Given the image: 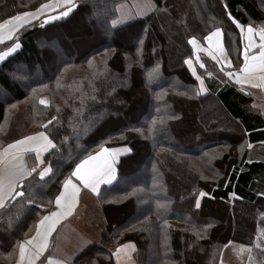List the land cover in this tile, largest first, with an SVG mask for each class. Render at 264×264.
Returning a JSON list of instances; mask_svg holds the SVG:
<instances>
[{"label": "trees", "instance_id": "trees-1", "mask_svg": "<svg viewBox=\"0 0 264 264\" xmlns=\"http://www.w3.org/2000/svg\"><path fill=\"white\" fill-rule=\"evenodd\" d=\"M47 1L0 0V22ZM151 1L148 14L112 26L127 0H77L69 16L48 24L42 16L0 44V55L12 50L0 62V149L40 131L55 145L43 158L55 174L23 181L31 204L18 197L0 209V263L13 264L19 244L54 209L69 165L101 146L130 152L95 198L104 217L99 241L67 264H114L126 241L143 264H218L227 243L256 242L264 159L240 146L243 135L264 140V121L215 63L198 70L207 83L200 94L184 61L194 55L190 39L202 45L220 28L237 69L241 40L229 14L245 26L264 21V0ZM62 38L78 43L71 50ZM252 253L264 262V253Z\"/></svg>", "mask_w": 264, "mask_h": 264}, {"label": "snow or ice", "instance_id": "snow-or-ice-1", "mask_svg": "<svg viewBox=\"0 0 264 264\" xmlns=\"http://www.w3.org/2000/svg\"><path fill=\"white\" fill-rule=\"evenodd\" d=\"M51 4L41 5L40 9H37L36 12H23L19 15H16L11 18L10 21L6 22L8 24L7 32L8 39L12 40L14 34L22 27L27 24H31L34 20H39L41 16H45L44 24H48L57 19L64 18L69 16L70 12L76 5H74L73 0H64L65 10H62L59 15H45L46 9H50ZM227 5H225V9ZM229 19L232 20L235 27L240 30L241 40L243 42L245 35H247V43L242 44V51L239 53L242 56V64L240 65L238 72L234 73L231 71V61H227L228 67L222 64L220 71L224 72L227 77L234 79L237 83L241 82V79L251 82L255 79L256 73L264 72V31L259 33V44L253 43L254 29L251 25L246 27L245 25L239 23L229 14ZM5 27L4 24H0V29ZM222 36V30L216 28L206 39L211 43H216L219 46ZM215 38V39H214ZM4 37L0 36V42H3ZM16 46L22 47V44L19 43V37H16ZM142 44L143 41L141 40ZM189 43L195 45L196 41L190 39ZM255 50V51H254ZM217 63H220V60L213 55L212 57ZM185 64H188L191 68V65L188 60H185ZM201 68L204 67L203 64L200 65ZM192 75L195 76L197 80H200V76L196 75L194 69H192ZM211 75V74H209ZM201 91H206V89L201 88ZM41 104H44L45 101L42 99ZM39 139H38V138ZM31 142V143H29ZM55 145L53 141L48 139V137L40 132L37 136H27L23 139L16 140L13 144L8 146V149H16L17 156L11 162L6 164L4 167L0 168V209L5 207L6 202L16 201L19 197L20 200H25L31 204L30 193H27V190H21L23 185V180L25 176L31 175L32 172L36 171V168L27 169L22 160V153H31L35 152V160L39 163H42L41 156L42 153L47 151L49 148H54ZM7 151V150H6ZM129 152L130 149H110L107 147H100V150L95 154L88 153L84 158L80 159L78 163L69 165L72 170L69 175L66 176L62 182V189L59 191V194L55 197V203L59 213H51V216H45L43 220L40 221L43 225V229H37V238L39 240L38 245L35 247L38 248V254L42 253L47 247L48 236L51 234L53 227L57 220L65 214H69L75 205L78 202V195L80 188L90 189L92 193L99 194L100 186L106 183H111L112 180L116 178V155L120 152ZM47 173L52 172L51 166L45 167L40 171L39 175L43 178ZM205 195L201 193V196ZM19 202V201H17ZM195 207L198 209L200 207V201L197 200ZM47 222V223H46ZM34 238V239H37ZM26 244L32 245L33 241L28 240ZM124 247H127L125 245ZM19 251L21 259L28 256V264H34L33 253L31 249L26 250L25 244L22 243L19 245ZM120 249H117L119 252Z\"/></svg>", "mask_w": 264, "mask_h": 264}, {"label": "crops", "instance_id": "crops-1", "mask_svg": "<svg viewBox=\"0 0 264 264\" xmlns=\"http://www.w3.org/2000/svg\"><path fill=\"white\" fill-rule=\"evenodd\" d=\"M74 1L75 0H73V2ZM44 4H51V6H52L50 9L44 10L45 14L55 12L57 10L64 8V0H50ZM44 4H42V5H44ZM40 8H41V6H39L37 9H40ZM37 9H35L34 11H29V12H36ZM17 15H19V14H17ZM12 17H14V16H12ZM12 17L0 22V24L5 25V27L3 29H0V36L4 37L3 42H0V44H3L5 42L9 41V39L7 38L8 37V32H7L8 24L6 22L10 21ZM251 26L254 29L253 43L258 45L260 42L259 41V33L261 31H264V21H260L256 24L251 25ZM246 27L247 26H245V32H246ZM238 31L240 34L239 29H238ZM240 40H241V35H240ZM243 43H247V35H245L243 42L241 40V51L243 50L242 49ZM193 47L197 51V58L209 59L210 61L215 63L219 68L221 67L222 64L225 66V68H227L228 67L227 61H231L230 69H231V71L236 73V72H238V69H239L240 65L242 64V56H240L241 59H240V62L238 64V67H237V69H234L235 64L233 63V61L230 58L227 50L224 47L223 34L221 36L219 46H217L216 43L210 44V42L205 38L204 44L197 45L195 43V46H193ZM11 53H12V50L1 54L0 55V62H2ZM213 55H215L220 60V63H217V61L212 58ZM227 78H228V81L230 83H232L233 85H235L238 88V90H240L242 93L247 94L248 96H250L252 98L253 101L251 103V108L255 109V111L257 110L256 111L257 115L262 119V121H264V72L258 71L256 73L255 79L252 80L251 82L241 79V82L237 83L234 79H230L229 77H227ZM201 88L202 87L200 86V89ZM205 93H207V86H206V91L201 92V94H205ZM259 131L264 132V127L262 129L257 130V132H259ZM40 132H43V131H40ZM40 132L29 134L27 136L35 137ZM27 136H25V137H27ZM23 138L24 137H22L20 139H23ZM48 139H49V137H48ZM15 141L7 144L6 146H4L3 148L0 149V168L4 167L6 164H8L14 158H16L17 150L15 148L11 149V150L8 149V146L10 144H13ZM29 143H31V142H29ZM249 144L251 147L257 146V147L264 148V140L257 141V142H250ZM126 147L127 146H120V147H112L110 149H113V148L114 149H125ZM51 149L52 148H49L47 151L42 153V156H41L42 163H39L35 160V152L20 154L22 156L23 164L27 169H31L33 167L36 168V171L32 172L31 175L35 174V173L37 175H39L40 171H42L45 167H48L45 164L43 158ZM129 152L120 151L116 155V163L114 165L115 170H116V177H117L116 165H117L119 159L122 156L128 154ZM49 174L50 173H47L45 176H48ZM31 175L25 176L23 181H25ZM115 180H116V178L114 180H112L111 183H106V184L101 185L100 189L103 186L111 185ZM61 189H62V186H61ZM97 195L98 194H96V193H92L90 189H84L83 187H81L79 195H78L77 204L75 205V207L72 209V211L69 214H65L57 220V222L55 223V225L53 227L51 234L48 236L47 247L44 249V251L42 253L37 255L38 248L35 247L39 243V240L37 238V229L40 228L42 230L44 227L43 225H41L40 221L43 220V218L45 216H51V213H59L60 212V209L57 208L56 203L54 201V206H55L54 209L51 212L44 215L38 221L34 233L30 237H28L27 239L23 240L20 243V244H22V243L25 244L26 250L31 249L32 253L34 254L33 255L34 264H40L39 262L41 260H42L41 264H67L78 253V251L82 250L88 244L96 242V239L94 240V238L90 235L89 229H91V225L95 226L97 229L96 234H98V233H100L104 224L103 225H97L96 223L90 222L91 225H89V223L87 221V217H88L89 211L91 209L98 208V206L96 204L97 202L95 199ZM34 238H37V239H34ZM28 240H32L33 244L32 245L26 244V241H28ZM51 243H53L52 254L48 255L46 257V259H44V261H43L42 258L47 254L49 248L51 247ZM237 244L238 243L229 242L223 247V250H222L220 257H219V263L218 264H242V260H244V259H245L244 262L246 261L245 264L249 263L250 249L238 248V246H236ZM125 245H127V247H124ZM239 245H242V244H239ZM244 246H246V245H244ZM118 248L120 249L119 252H117ZM242 249H243V251H237V250H242ZM226 251H228L227 254H226ZM135 252H136V246L133 242L126 241V242L120 244L119 246H117L115 248V250L112 253V258H113L114 264H138L137 260H136L138 258L135 259V257H134ZM228 254H231L230 258L227 257ZM0 264H2V263H0ZM13 264H28V256L27 255L24 257L23 260L21 259L19 246L17 249L16 257H15V262Z\"/></svg>", "mask_w": 264, "mask_h": 264}, {"label": "rangeland", "instance_id": "rangeland-1", "mask_svg": "<svg viewBox=\"0 0 264 264\" xmlns=\"http://www.w3.org/2000/svg\"><path fill=\"white\" fill-rule=\"evenodd\" d=\"M50 1V0H49ZM77 1V0H75ZM74 1V2H75ZM48 2V1H47ZM46 3V2H45ZM44 4V3H43ZM42 5V4H41ZM40 5V6H41ZM39 7V6H38ZM38 7H36L35 9H37ZM153 8V3L151 0H127V2L123 3V4H120L118 5L117 7V10H116V13H117V17L116 19H114L111 23H112V26H118L120 24H123L127 21H130L134 18H138V17H142L146 14H148ZM35 9H31V10H27V12L29 11H34ZM58 11V10H57ZM23 13V12H22ZM53 13V12H51ZM21 14V13H19ZM50 14V13H48ZM46 15V14H45ZM43 16V15H42ZM41 16V17H42ZM35 21V20H34ZM33 22V21H32ZM85 24V23H84ZM62 40L64 41V46L66 48H69V49H73L75 47V42L78 41V39L74 40V44H70V42L64 40V38H62ZM78 43V42H77ZM204 44V42L202 43ZM185 60H188L190 65H191V68L189 67L188 64H185L187 69L191 72L192 74V69L195 70L196 72V75L197 76H200V80H197L196 78V81H197V85H198V92L201 94V89H200V86L204 89H206V86H207V83L205 82V77H202L204 75H199L198 73V70L202 71L204 70L205 67L201 68L200 65L203 64L204 65V62L205 61H210L209 59H206V58H197V51L196 49L194 48V55L192 58H187ZM197 60V61H196ZM196 61V62H195ZM185 63V61H184ZM213 63V62H212ZM214 64V63H213ZM215 65V64H214ZM236 65H237V62H236ZM219 71H220V68L215 65ZM223 73V76L224 78H226V80H228L227 76L225 75L224 72ZM207 80L210 81V83H212L213 81V77L212 75H205ZM195 77V76H194ZM200 84V85H199ZM202 84V85H201ZM204 92V91H203ZM46 103V102H45ZM120 104V103H119ZM250 111H255V110H252L249 109ZM257 111V110H256ZM229 130V129H228ZM240 132V131H239ZM243 143L241 144L240 146V149H248L249 150V153H248V158H262L264 159V148L262 147H257V146H254V147H251L249 143H247L246 141V138H245V135H243ZM242 142V141H241ZM117 147H120V146H117ZM112 148V147H111ZM128 148V147H126ZM129 149V148H128ZM235 154V152H234ZM240 155H241V151L239 149H236V158L234 159L235 160V165L238 163V160L240 159ZM210 160H213V158H211ZM200 162V161H199ZM199 164V163H198ZM202 165V164H201ZM232 169V167H231ZM39 176V175H38ZM41 177V176H39ZM97 202V201H96ZM98 208L96 209H91L89 211V215L87 217V221L90 224V222H93V223H96L97 225H103L104 224V217H103V213L101 212V208L99 206L98 203H96ZM262 219L264 218V215H262ZM96 227L91 225V229H89V233L90 235L94 238V240L96 239V242L99 241V236H100V233L96 234L97 231H96ZM256 242L254 243L253 246H244V244L242 245H239L240 243H238L236 246H238V248H244V249H250V260H249V263L248 264H264L263 261L259 262V257H256L255 254L252 253V250L254 248L255 251H258L259 253H264V222L261 224V227L259 228L258 232H257V236H256ZM132 242V241H131ZM232 243H235V242H232ZM91 244V243H90ZM89 245V244H88ZM223 250V249H222ZM221 250V252H222ZM81 251V250H80ZM229 251V250H228ZM228 251H226V254L228 253ZM237 251H243L242 250H237ZM79 252V251H78ZM142 254V253H141ZM139 254L138 255V259L137 260V263L138 264H143V258H142V255ZM230 255L231 254H228L227 257L230 258ZM220 257V256H219ZM247 259V258H246ZM245 260V259H244ZM244 260H242V264H245L246 261L244 262ZM218 263H219V260H218Z\"/></svg>", "mask_w": 264, "mask_h": 264}]
</instances>
